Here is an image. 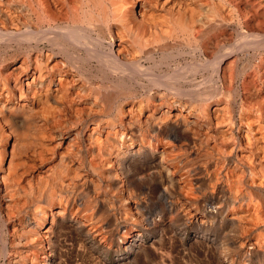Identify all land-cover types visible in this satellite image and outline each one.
<instances>
[{
  "label": "bare ground",
  "instance_id": "1",
  "mask_svg": "<svg viewBox=\"0 0 264 264\" xmlns=\"http://www.w3.org/2000/svg\"><path fill=\"white\" fill-rule=\"evenodd\" d=\"M235 1L0 0V264H264V105L219 81L264 31Z\"/></svg>",
  "mask_w": 264,
  "mask_h": 264
},
{
  "label": "rangeland",
  "instance_id": "2",
  "mask_svg": "<svg viewBox=\"0 0 264 264\" xmlns=\"http://www.w3.org/2000/svg\"><path fill=\"white\" fill-rule=\"evenodd\" d=\"M233 4L236 7L238 6L237 7L238 9L236 12L237 15L235 16V19H237V18L239 19V20L238 19L237 20L240 22H238L236 20L238 22V25L240 24L239 27H242L247 32H250V30L252 31V29H253V31L259 30V28L261 31H264V20H263L264 19V2L262 0H256V1L255 0H236L235 2H233ZM3 7H5V6L3 5ZM8 9L12 10L11 8H8ZM8 9H6V11H9ZM201 11H202L203 15H206V16L209 15V14H207V13H209L208 10L203 12L204 10L202 9ZM11 13H12V16L14 17V19H18L20 16L19 13H16L14 11ZM210 15H211V13H210ZM14 23L15 24L13 26L18 25L17 21H15ZM245 23H247V24L244 26ZM257 23H258V25H257ZM233 26H234L233 24H230L225 29L212 31L211 34L210 33L206 34L202 38L204 41L202 39L200 40L199 49L194 54L193 58H195V60L204 61L205 57L207 59V58H212L213 56H215L217 49L219 51L220 48L225 47V46H229L230 44H232L234 42L233 40L236 39V31L233 29ZM262 49L257 50V52H259V53H257L256 50L249 49L248 51L237 52L235 55L230 56V58H228L226 60V63L224 64V71L222 72V77L219 76V81H221V79H223V78L227 79L229 76V73H230L229 71L235 65L236 66L235 69L238 70L240 73L238 74L239 77L237 76L236 79L234 80L235 82L234 81L232 82V88H235V89L239 88L238 91H239L240 95L244 99L246 98V104H249V105L252 103H253V105H255L256 103L264 105V101H263L264 100V79H263L264 78V51H263L264 49L263 50ZM253 51H254V53H253ZM196 54H198V55H196ZM191 60H192L191 57L185 56L184 58L177 59V62H184V63L186 62V63L190 64V63H192ZM259 60H261V61H259ZM261 62H263V63H261ZM231 63H232V65H231ZM223 73H225V74H223ZM248 73H250V74H248ZM245 77H247V78H245ZM227 85H228V83H227ZM248 95L251 97H249ZM260 101H261V103H260ZM125 260H126V258H125ZM73 262H74V260H73ZM126 262H127L126 264H133L134 263L133 259L132 260L128 259ZM74 263L76 264V263H78V261L76 260ZM122 264H123V262H122Z\"/></svg>",
  "mask_w": 264,
  "mask_h": 264
}]
</instances>
